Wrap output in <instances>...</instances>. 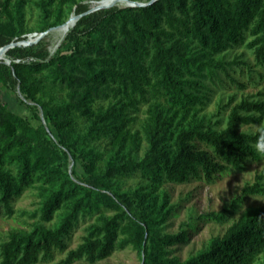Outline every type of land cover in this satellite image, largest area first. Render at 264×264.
I'll list each match as a JSON object with an SVG mask.
<instances>
[{
    "label": "trees",
    "instance_id": "obj_1",
    "mask_svg": "<svg viewBox=\"0 0 264 264\" xmlns=\"http://www.w3.org/2000/svg\"><path fill=\"white\" fill-rule=\"evenodd\" d=\"M29 1L38 10L37 33L65 24L73 13L81 17L52 55L41 40L8 49L10 63L0 61V84L24 94L36 121L0 101V216L11 217L26 190L38 198L27 213L33 219L28 228L0 242V264L52 261L55 252L67 251L79 221L94 216L60 264H93L129 246L140 264L258 259L264 207L247 209L182 261L173 247L188 242L195 218L178 233L165 232L176 206L160 187L190 178L212 183L264 157V93L239 101L229 96L215 121L200 115L225 77L244 87L230 72L248 64L242 55L229 59L232 49L244 45L255 65L264 66V0H157L88 14L79 0H3L0 48L31 33L24 12ZM142 107L147 116L132 132ZM242 125L260 127L239 131ZM131 178L139 179L134 188L126 187ZM255 195L264 196V171L242 190V196ZM231 212L200 218L222 223Z\"/></svg>",
    "mask_w": 264,
    "mask_h": 264
},
{
    "label": "rangeland",
    "instance_id": "obj_2",
    "mask_svg": "<svg viewBox=\"0 0 264 264\" xmlns=\"http://www.w3.org/2000/svg\"><path fill=\"white\" fill-rule=\"evenodd\" d=\"M1 1L3 0H0V2ZM12 1L14 0H11V2ZM79 1L85 4L89 9L94 8L95 3L97 2L95 0ZM131 1L145 3L150 0ZM1 10L0 7V15H2ZM24 12L26 27L32 30L27 36L38 34L35 31L39 25L38 10L29 1L25 5ZM70 16L66 21L69 20ZM54 32L55 30H53V32H48L44 37L29 46L39 44V42L43 40L48 44V51L52 55L57 49L56 48L51 52V48L56 42V32ZM62 41L63 39L61 42ZM236 55H242V60H245L248 66L235 67V71L230 72V74L237 82L243 84L244 87L239 88L237 84L225 77L222 86L213 88L214 91L211 95L210 101L203 107L200 115H205L207 118H212V120L215 121L216 118L214 115L217 113L219 104H225L228 101L229 96L235 94L237 96L236 101H239L242 97H257L261 93H264V66L255 65L252 53L247 50L244 45L232 49L229 54V59L234 58ZM4 59L8 60L6 55L4 56ZM259 75L261 76L260 78ZM22 100H24L25 103H23ZM0 101L11 111L25 117L31 123H36L32 117L31 109L26 105L30 102L25 99L24 94L20 91L18 92L17 88L13 91L0 84ZM35 110L41 118L42 114L40 109L35 106ZM227 114L228 110L223 113V118H225ZM137 116V120L131 125L132 132L140 130V127L147 116L146 107H142ZM223 125L224 124H222V126ZM259 127V125H242L240 126L239 131L255 132ZM71 167L72 164L69 168L71 169ZM263 171L264 157H261L258 160L250 158L245 162L244 170L238 171L230 169L219 175L212 183L205 182L203 178H190L187 182L182 184L164 183L160 187V190L165 191L169 196V202L176 206L173 215L167 222L168 225L165 232L172 234L178 233L182 224L188 222L191 216L195 218L196 225L193 230L189 231V240L186 244L173 247L174 255L178 256L182 261L185 260L190 254L203 248L210 238L222 236L231 223L238 219L247 209L264 207V196H242L243 188L247 184H253L256 175ZM138 181V178H131L127 181L126 187L134 188ZM239 198L240 200L238 203L233 206V202ZM37 202L38 198L36 197V191L31 189L26 190L13 202L15 213L11 217L0 216V242L6 238L10 231L28 228V224L33 222V219H31L27 213H31L36 208ZM225 208L232 210L225 222L217 223L200 218L204 214L219 212ZM94 221L95 216L92 219L85 218L79 221L77 227L71 232L67 251L74 249L81 242V239L85 234V228ZM67 251L63 253L55 252L52 261L38 264H60L65 258ZM262 259H264V253H262L258 259H255L251 264H260ZM72 264L88 263L80 260L73 262ZM93 264H140V259L137 252L129 246L122 250H115L112 255L105 260Z\"/></svg>",
    "mask_w": 264,
    "mask_h": 264
},
{
    "label": "water",
    "instance_id": "obj_3",
    "mask_svg": "<svg viewBox=\"0 0 264 264\" xmlns=\"http://www.w3.org/2000/svg\"><path fill=\"white\" fill-rule=\"evenodd\" d=\"M115 2H123L124 4H122L121 6L122 7H143V6H148L150 4H153L154 2H156L157 0H150L148 2H145V3H141V2H135V1H131V0H114ZM114 6V5H112ZM111 5H107V6H99V7H96V8H92V9H89L85 14H88V13H91V12H94V11H97V10H100V9H104V8H109V7H112ZM81 17V15H75V14H72L69 18L72 19V27H74V25L76 24V22L78 21V19ZM68 20V21H69ZM68 21H66L65 23H68ZM60 26L58 27H54V28H50L48 31L46 32H43V33H38V34H35V35H31L34 37L33 40H30V41H21V42H18V43H11L7 46H4V47H1L0 48V53H4L6 52L8 49L10 48H13L15 46H29L35 42H37L39 39H41L42 37H44L48 32L50 31H53V30H56L57 28H59ZM31 36H27V39ZM59 46V44L57 45ZM0 60H3L6 64H9L10 61L9 60H5L4 57H1ZM18 92H19V89L17 88ZM42 120H43V116L41 117Z\"/></svg>",
    "mask_w": 264,
    "mask_h": 264
},
{
    "label": "bare ground",
    "instance_id": "obj_4",
    "mask_svg": "<svg viewBox=\"0 0 264 264\" xmlns=\"http://www.w3.org/2000/svg\"><path fill=\"white\" fill-rule=\"evenodd\" d=\"M124 4L123 2H115L114 0H99L95 3L94 8L99 7V6H107V5H122ZM92 5V4H91ZM113 7V6H112ZM89 9V8H88ZM74 14V13H73ZM77 14V13H76ZM72 26V19L68 21V23H65L61 25L59 28L55 30L56 32V42L54 46L51 48V52H53L58 46V44L61 42L62 39L66 36L67 32L71 29ZM53 32V31H52ZM54 32V33H55ZM27 38V37H26ZM34 37L31 36L26 41L33 40ZM50 43V42H49ZM34 44V43H33ZM51 44V43H50ZM61 44V43H60ZM5 53H0V58L5 56ZM51 57V56H50Z\"/></svg>",
    "mask_w": 264,
    "mask_h": 264
}]
</instances>
